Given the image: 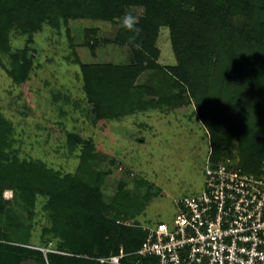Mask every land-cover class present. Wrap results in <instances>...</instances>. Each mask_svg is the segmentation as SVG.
I'll use <instances>...</instances> for the list:
<instances>
[{
    "label": "trees",
    "instance_id": "obj_1",
    "mask_svg": "<svg viewBox=\"0 0 264 264\" xmlns=\"http://www.w3.org/2000/svg\"><path fill=\"white\" fill-rule=\"evenodd\" d=\"M133 6L143 11L128 27L124 20L127 9ZM54 14L117 24L115 41L132 51L130 62L125 64L78 60L97 117L119 116L133 109V105L126 109L130 90L137 87L140 76L159 69L169 86L180 89L181 94L172 93L171 100L187 95L195 101L198 116L210 134L211 164L234 157L232 151L238 148V162L246 171H263L264 136L249 116L242 117L244 106L237 102L240 96L254 105H264V0H0V51L9 50L10 27L32 35ZM236 17L243 19L242 26L232 23ZM161 26L170 28L175 65L163 67L157 61ZM98 44L93 42V52ZM12 58L11 74L17 82L24 81L31 62L26 57L18 60V54ZM230 88L235 92L234 100L223 103L221 98ZM161 100L168 102L169 98L165 95L158 98ZM11 131L0 114V264H23L27 259L39 264H110L95 258L141 246L146 231L118 221L120 214L129 218L140 210L134 206L135 200L124 198L128 191L123 183L115 205L110 206L100 185L78 181L43 162L21 161L11 154L7 150ZM68 137L70 143L82 142L76 134ZM90 146L84 142L83 161ZM4 188L18 189L23 207L33 205L38 194L48 198L53 228L46 231H54L59 240L51 247L45 243L47 252L4 233L1 215L8 212L6 217H11L12 212L2 203Z\"/></svg>",
    "mask_w": 264,
    "mask_h": 264
},
{
    "label": "rangeland",
    "instance_id": "obj_2",
    "mask_svg": "<svg viewBox=\"0 0 264 264\" xmlns=\"http://www.w3.org/2000/svg\"><path fill=\"white\" fill-rule=\"evenodd\" d=\"M142 11L138 6L129 7L126 17L137 21ZM232 23L240 27L243 19L232 18ZM118 30L119 25L111 22L59 14L47 18L32 35L10 27L9 50L0 51V114L12 128L7 148L11 154L21 161L43 162L78 181L100 185L110 206L115 205L123 183L128 191L124 198L135 200L134 206L140 210L129 218L120 214L118 221L143 228L170 222L177 213L175 199L202 190L212 148L193 98L183 95L171 100L170 95L181 94L180 89L169 86L159 69L140 76L137 87L130 90L126 109L130 105L133 109L114 117L96 116L78 60L129 63L132 51L115 41ZM94 41H99L95 52L91 50ZM156 45L160 49L157 61L163 67L171 61L178 63L169 27H160ZM162 53L164 60H160ZM14 54L20 61L26 57L31 62L24 81L17 82L11 74ZM226 90L223 103L234 100V90ZM165 95L168 102L158 101ZM237 103L244 106L242 117L249 116L264 136V105H254L240 96ZM70 133L82 142L70 143ZM85 141L91 146L83 161ZM237 153L238 148H234L231 160L239 163ZM18 195L16 188L3 189L2 203L12 212L11 217H6L8 212L1 215L2 230L18 242L47 252L46 247L59 240L54 231H46L53 228L48 198L38 194L33 205L23 207ZM23 264L39 263L27 259Z\"/></svg>",
    "mask_w": 264,
    "mask_h": 264
},
{
    "label": "built area",
    "instance_id": "obj_3",
    "mask_svg": "<svg viewBox=\"0 0 264 264\" xmlns=\"http://www.w3.org/2000/svg\"><path fill=\"white\" fill-rule=\"evenodd\" d=\"M170 222L143 226L134 251L96 257L110 264H264V169L231 158L208 165L202 190L175 199ZM49 250V249H47Z\"/></svg>",
    "mask_w": 264,
    "mask_h": 264
},
{
    "label": "clouds",
    "instance_id": "obj_4",
    "mask_svg": "<svg viewBox=\"0 0 264 264\" xmlns=\"http://www.w3.org/2000/svg\"><path fill=\"white\" fill-rule=\"evenodd\" d=\"M124 24L128 27H131L132 26V18L126 17L124 20Z\"/></svg>",
    "mask_w": 264,
    "mask_h": 264
},
{
    "label": "crops",
    "instance_id": "obj_5",
    "mask_svg": "<svg viewBox=\"0 0 264 264\" xmlns=\"http://www.w3.org/2000/svg\"><path fill=\"white\" fill-rule=\"evenodd\" d=\"M164 58H166L165 56H164V53H162V55H161V59L160 60H164ZM167 60V59H166ZM174 60V59H173ZM169 61H171V59H168V62ZM160 64H162L161 63V61H158ZM167 62V61H166ZM176 62V61H175ZM175 62H169V63H167V64H169V65H175ZM203 186V185H202Z\"/></svg>",
    "mask_w": 264,
    "mask_h": 264
}]
</instances>
